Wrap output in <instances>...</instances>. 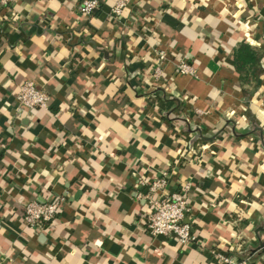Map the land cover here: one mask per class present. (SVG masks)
<instances>
[{"label": "crops", "instance_id": "obj_1", "mask_svg": "<svg viewBox=\"0 0 264 264\" xmlns=\"http://www.w3.org/2000/svg\"><path fill=\"white\" fill-rule=\"evenodd\" d=\"M79 3L0 0V264H264V73L246 95L233 65L246 42L264 68V0ZM28 80L48 108L18 106ZM165 172L166 192L192 186L187 245L146 226L139 179ZM57 195L51 227L25 224Z\"/></svg>", "mask_w": 264, "mask_h": 264}, {"label": "built area", "instance_id": "obj_2", "mask_svg": "<svg viewBox=\"0 0 264 264\" xmlns=\"http://www.w3.org/2000/svg\"><path fill=\"white\" fill-rule=\"evenodd\" d=\"M4 4H14L20 0H1ZM129 0H116L111 15L119 16ZM101 0H80L78 11L84 15H90L100 6ZM166 53L159 51L156 65L151 72L152 79L159 83L164 75V61ZM176 72L188 75H196L194 65L186 59L176 61ZM18 106L26 109H43L50 105V95L34 81H25L17 94ZM168 173L148 179H139L138 186L143 187L139 195L143 196L149 206L146 215V226L154 237L158 235L175 237L182 245H187L196 239L189 218L192 213L190 198L191 183H181L178 190L166 192ZM65 201V197L57 195L53 199L40 201L32 199L24 207V222L36 231L51 227L53 221ZM214 256L222 264H252L250 257L235 259L219 250L213 251Z\"/></svg>", "mask_w": 264, "mask_h": 264}, {"label": "trees", "instance_id": "obj_3", "mask_svg": "<svg viewBox=\"0 0 264 264\" xmlns=\"http://www.w3.org/2000/svg\"><path fill=\"white\" fill-rule=\"evenodd\" d=\"M96 11L97 9L93 13ZM262 57L263 51L259 47L246 42L239 43L234 49V69L246 95H250L257 88L258 80L264 73Z\"/></svg>", "mask_w": 264, "mask_h": 264}, {"label": "water", "instance_id": "obj_4", "mask_svg": "<svg viewBox=\"0 0 264 264\" xmlns=\"http://www.w3.org/2000/svg\"><path fill=\"white\" fill-rule=\"evenodd\" d=\"M40 201H43V200H40ZM159 237H163L164 235H158Z\"/></svg>", "mask_w": 264, "mask_h": 264}]
</instances>
